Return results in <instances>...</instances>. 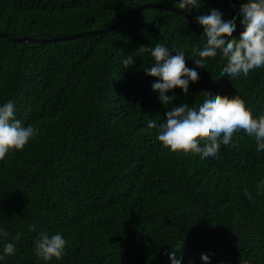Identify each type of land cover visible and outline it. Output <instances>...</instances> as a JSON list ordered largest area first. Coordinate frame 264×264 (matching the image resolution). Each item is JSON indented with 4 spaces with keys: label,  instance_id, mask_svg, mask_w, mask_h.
I'll return each mask as SVG.
<instances>
[{
    "label": "trees",
    "instance_id": "16d2710c",
    "mask_svg": "<svg viewBox=\"0 0 264 264\" xmlns=\"http://www.w3.org/2000/svg\"><path fill=\"white\" fill-rule=\"evenodd\" d=\"M143 2L173 6L0 0V31L51 39L106 27ZM243 2L203 0L190 16L195 21L212 4L228 15ZM235 23L241 29L239 16ZM206 34L183 15L148 7L89 36L44 42L0 36V103L12 100L16 118L39 129L24 149L0 161V225L9 232L0 250L8 242L17 246L5 264H43L34 252L42 231L62 232L69 241L63 259L50 264H167L168 247L181 250V264H205L201 253L210 264H264V193L256 195L264 153L255 141L240 132L237 147L205 159L191 149L169 151L147 129L149 119L162 122L169 109L152 91L157 78L141 68L150 67L151 57L139 47L183 50L189 67L192 48ZM129 54L136 63L125 69ZM225 62L219 51L210 54L186 95L173 90L172 106L210 88L239 95L254 115L264 114V69L229 80L219 77Z\"/></svg>",
    "mask_w": 264,
    "mask_h": 264
},
{
    "label": "clouds",
    "instance_id": "9594fccd",
    "mask_svg": "<svg viewBox=\"0 0 264 264\" xmlns=\"http://www.w3.org/2000/svg\"><path fill=\"white\" fill-rule=\"evenodd\" d=\"M164 2L165 0H161V3ZM170 2L174 8L191 13L192 10L201 8L203 0ZM238 16L242 29L239 38L230 37L228 33L237 30L235 22ZM194 22L207 34L201 36L203 43L191 50V58H194L192 66L186 67L187 55L183 50L170 49L162 43L139 47L140 53L151 57L150 67L141 68L147 76L157 78L152 84V91L158 93L161 104L169 109L162 122L149 119L147 129L156 130L157 140L169 151L191 149L205 159H218L222 147H237L234 137H238L240 132L255 141L258 153H264V114L254 115L239 95H221L214 89L202 88L198 96L195 94L192 102L172 106L176 98L173 90L180 89L186 95L190 82L200 74L198 66H206L210 54L219 51L225 58L219 77L226 76L229 80L248 77L250 72L264 69V0H244L238 12L228 15L224 14L220 5L212 4L195 17ZM136 59L132 54L127 55L122 60L124 68H132ZM16 111L12 100L0 103V161L8 153L24 149L39 133V129L33 125L25 126L17 119ZM257 189V196L264 193V180L258 182ZM244 195L249 200H254L247 189L244 190ZM8 236L9 232L0 225V239ZM15 239L18 240L19 237ZM68 243L62 232L50 234L42 231L35 240V256L43 264H50L53 259L61 261L66 255ZM168 250L170 259L167 264H181V250L177 251L175 247H168ZM16 252L15 243H5L0 250V264H5L6 257L15 255ZM201 260L210 264V256L205 253H201Z\"/></svg>",
    "mask_w": 264,
    "mask_h": 264
},
{
    "label": "water",
    "instance_id": "95a60500",
    "mask_svg": "<svg viewBox=\"0 0 264 264\" xmlns=\"http://www.w3.org/2000/svg\"><path fill=\"white\" fill-rule=\"evenodd\" d=\"M148 7H162L165 9H168L170 11H173L175 13H178L180 15L185 16L188 19V23L189 26L196 32H206L202 27L197 26V24L191 19L190 13L187 12H183L179 9L174 8L173 6L170 5H164V4H155V3H151V2H143V3H139L133 7H131L129 10L126 11V13L124 15H122V17H120L121 19L132 14L135 13L139 10L148 8ZM118 19L115 23L110 24L106 27H102V28H96V29H88V30H83V31H78V32H74V33H69L66 35H60L58 37H53V38H40V37H34V36H23V37H9L7 33L0 31V36L3 37H7L10 38L12 40L15 41H23V42H44V41H48V40H66V39H73L76 37H83V36H89V35H94V34H99L102 32H105L109 29L112 28V26H114L118 21H120L121 19ZM242 29H237L235 32H231L228 33V35L231 36H237L240 35V31Z\"/></svg>",
    "mask_w": 264,
    "mask_h": 264
},
{
    "label": "bare ground",
    "instance_id": "6f19581e",
    "mask_svg": "<svg viewBox=\"0 0 264 264\" xmlns=\"http://www.w3.org/2000/svg\"><path fill=\"white\" fill-rule=\"evenodd\" d=\"M199 12V11H198Z\"/></svg>",
    "mask_w": 264,
    "mask_h": 264
}]
</instances>
